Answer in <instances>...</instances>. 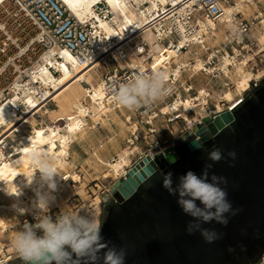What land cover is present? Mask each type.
I'll use <instances>...</instances> for the list:
<instances>
[{"label":"built area","instance_id":"1","mask_svg":"<svg viewBox=\"0 0 264 264\" xmlns=\"http://www.w3.org/2000/svg\"><path fill=\"white\" fill-rule=\"evenodd\" d=\"M180 1L185 5L184 10H180V7L171 1L166 4L165 9L160 8L153 12L146 9L150 2L144 1L141 4V8L145 9L146 24L137 26L138 33L135 36L130 37L126 32L125 37L131 45L132 55L147 64L143 68L141 64L134 65L131 55L124 52L117 55L120 49L115 46L114 39L107 38L97 23L78 19L61 0H5L0 5V105L7 106L18 114L21 113L22 109L13 104L15 83L34 88L36 84L34 73L40 72L43 68H48L53 74L58 75L59 70L49 61L52 60L56 65L63 62L61 52L66 50L79 65L83 66L93 65L95 57L103 58L102 65L119 60V64L110 66L102 75L101 82L106 93L105 102L116 110L120 109L115 102L119 86L141 72L148 74L154 72L150 65L152 62L150 46L142 33L150 28L158 43L176 49L179 53L189 51L191 57L188 64L180 68L185 78L184 82L171 74L169 83L172 90L160 104L142 106L137 110L134 119L133 116L126 118L131 126L137 125L136 130L131 131L126 139L127 146L139 143L141 140L139 133L144 130L146 135L144 140L149 148L147 153H138V157L133 155L130 166L122 176L125 177L142 157L162 148L163 143L157 138L162 131L159 126L161 119L165 118L167 124L183 120L186 130L198 121L201 122V116L194 122H189L183 116V105L178 109L172 106L177 99L187 97L196 104L200 103L196 97L199 87L188 81L201 75L209 80L222 81L221 91L234 90L236 84L231 77L237 67L243 66L254 73L264 72V42L260 43L254 35L257 28L264 29V14L255 12L252 17L245 18L241 12H234L233 29L225 30L222 40L211 45L209 40L215 38L214 32L219 30V22L224 15L223 5L234 0ZM94 10L100 17L112 22L114 14L104 3L96 5ZM195 58H199V66L196 65ZM263 78L264 75L251 80L249 88L234 98L235 107L228 109L227 104L224 110L233 111L241 105L261 84ZM203 87L208 90L206 110L218 112L215 106L210 110V105H215L216 98L206 85ZM36 95L41 102L45 100L48 92L42 88ZM164 105H171L172 110L169 113L163 112ZM193 113L195 114L194 109L190 116ZM9 139L6 135L0 139V152L7 155L10 154L12 147ZM115 159L109 161L113 162ZM104 166L108 167L106 164ZM18 259L20 258L16 251L10 252L0 239V264H12Z\"/></svg>","mask_w":264,"mask_h":264},{"label":"bare ground","instance_id":"2","mask_svg":"<svg viewBox=\"0 0 264 264\" xmlns=\"http://www.w3.org/2000/svg\"><path fill=\"white\" fill-rule=\"evenodd\" d=\"M5 0H0V5ZM144 1L150 2L146 7L149 12H153L160 8L165 9L166 4L171 1L180 7V10L185 9L180 0H61L72 14L84 22L97 23L98 28L109 39L116 41L115 46L119 47L121 52L126 55H131L134 65L141 64L143 68L147 64L142 63L138 57H134L131 51V45L126 32L130 37L138 33L137 26L146 24L145 9L141 8ZM104 3L110 8L114 14L112 22L100 17L94 10L96 5ZM259 4L264 5V0H234L233 2L223 5L224 15L219 22V30L214 32V39L209 40L211 45L218 44L222 38L225 30L233 29V13L241 12L246 18L251 12L261 11ZM252 17V16H251ZM215 27L217 24H212ZM143 37L150 46V54L152 56V66L154 71L162 70L168 73L170 79L171 74L176 78L179 77L181 82H184V75L181 73V66H186L191 57L190 52L179 53L176 49L164 46L157 42V37L154 32L148 28L144 30ZM255 37L260 43L264 42V29L257 28ZM182 44V43H181ZM64 59L56 65L52 60L49 62L59 70V74H53L48 68H43L40 72L34 73V80L36 84L34 88L27 85L23 86L20 83L14 85L13 104L19 109L21 113L10 109L7 106L0 105V139L5 135L8 138H14L16 135L19 138L17 142L12 144L10 154L0 152V239L3 245L8 247L10 252L15 251L12 247L11 241L18 231H21L20 220H13L14 217H21L25 213L32 214L37 220L41 215H46L37 207V197L32 196L36 189L40 186V176L36 173L37 169L32 167L29 153L33 150H40L54 155L58 159V173L64 172L65 179L72 178L74 181H80L81 177L78 174H70L71 162L69 161L70 146L79 138L83 139L88 134V118L94 124H102L109 132L114 133L116 125L119 132L124 135L127 129L131 131L136 130L137 125L131 127L125 125L126 118L131 115H125V108L119 107L115 109L106 103V93L103 88L100 73L98 69L103 58L95 57L93 65H79L72 54L66 50L61 52ZM196 59V65L199 66V58ZM264 72L259 71L254 73L250 69L243 66L237 67L232 74V80L236 84V89L224 90L216 98L215 109L222 112L223 108L229 104L228 109L235 107L233 102L237 94L247 90L250 86V81L254 78H261ZM88 85V87L83 84ZM44 88L48 95L44 101L39 102L37 93ZM208 90L205 87L198 88L196 95L199 104L193 102L189 97L185 99H177L172 106L178 109L183 105V116L189 121L194 122L197 116L202 118L208 116L209 112L206 110V103L208 102L206 96ZM56 103V109L48 110L45 114L49 116V122L39 121L35 118V114L40 112V108L45 106L48 101ZM163 112L169 113L171 105H164ZM124 116V117H123ZM127 122V121H126ZM199 122V121H198ZM31 126L30 132L26 131V125ZM113 139V138H112ZM110 139V140H112ZM13 140V139H12ZM86 140V138H85ZM117 143H115V147ZM100 147V146H99ZM102 147V150L96 148L92 155V165L100 174L101 166L106 164L108 169L101 173L100 176L94 178L95 181L103 180H118L125 173L130 166L133 155L139 150V145L127 146L121 149H116L117 155L113 162L104 160L102 157L107 156V146ZM104 153V155H102ZM34 175V178L31 177ZM96 186H100L96 184ZM44 191H50L44 187ZM17 192V193H13ZM54 199L50 202L48 207L58 208L62 205L63 199L61 195L54 192L51 193ZM101 197L96 196L91 205H84L76 212L82 216L95 215L98 222L101 213L100 204ZM23 210V211H22ZM68 211V206L63 208V211ZM75 213V212H74ZM8 232L9 235H6Z\"/></svg>","mask_w":264,"mask_h":264},{"label":"water","instance_id":"3","mask_svg":"<svg viewBox=\"0 0 264 264\" xmlns=\"http://www.w3.org/2000/svg\"><path fill=\"white\" fill-rule=\"evenodd\" d=\"M214 148L223 153L219 162L209 159ZM231 151L235 159L228 156ZM208 164L209 181L212 174L225 177L227 184L220 187L233 209H240L228 214L227 226L202 224L220 234L212 243L198 231L188 234L192 218L177 204L178 195L163 187L164 175L171 173L175 186L188 171L202 176ZM102 209L103 242L124 248L125 264H264V78L233 111H210L178 144L142 157L113 182ZM103 251L97 264H103Z\"/></svg>","mask_w":264,"mask_h":264},{"label":"clouds","instance_id":"4","mask_svg":"<svg viewBox=\"0 0 264 264\" xmlns=\"http://www.w3.org/2000/svg\"><path fill=\"white\" fill-rule=\"evenodd\" d=\"M168 73L162 70L151 74L139 73L132 79L122 83L116 94L115 102L130 111L142 106H152L165 99L171 92ZM228 156L235 159L236 153L231 151ZM220 149L214 148L209 152V159L219 162L223 159ZM32 167L37 169L40 176V186L36 189L37 207L46 212L51 195L57 189L56 179L59 175L58 159L54 155L40 150L29 153ZM174 162V161H173ZM211 164L205 165L202 176L193 171L179 177V183L173 186L172 174L164 175L163 187L172 196H177V204L182 211L192 219L187 224L189 235L200 232L208 243L220 238L215 230L203 228V223L215 221L227 226L228 214L235 216L240 209H233L228 199V192L220 187L227 184L223 176L212 174L209 181ZM36 172V173H37ZM34 178V175L29 181ZM50 191H44V187ZM17 193V192H13ZM200 201L203 207L196 202ZM23 211V210H22ZM37 229L42 235L37 234ZM12 247L25 264H97L103 251V264H125L127 252L115 245L109 246L103 242L101 224L95 215L82 216L79 212L63 211L56 219L41 215L35 226L25 224L11 241ZM70 249V251H69ZM73 254L78 259H73Z\"/></svg>","mask_w":264,"mask_h":264},{"label":"rangeland","instance_id":"5","mask_svg":"<svg viewBox=\"0 0 264 264\" xmlns=\"http://www.w3.org/2000/svg\"><path fill=\"white\" fill-rule=\"evenodd\" d=\"M259 7L261 11L264 12V5L259 4ZM109 64L102 65L98 69L101 78L102 75L105 72H107V69L110 66H115L119 64V60L117 59L112 60ZM188 82L195 85L196 87H200L201 85L203 86L206 85V87L209 89L211 93H213L215 97H218L219 94H221L222 92L220 90V88L222 87V81L218 79L209 80L208 78L200 75ZM83 85L88 87V85H86L85 83ZM56 108H57L56 103L52 101H48L45 104V106H42L40 108V112L35 114V118L39 121L49 122L50 121L49 116L48 114H45V112L48 110H54ZM212 109H214V105H210V110ZM133 112H135V110ZM195 115L199 117L198 114L195 113ZM164 120L165 118L161 119V121L159 122V126L162 130V134L166 135V137L163 136H162L163 138L161 137V142L162 143L165 142L162 145V147L167 144H178L187 132V130L184 128L185 126V124L183 123L184 121L178 120L173 124H167L165 123ZM25 125H26V131L30 132L31 126L29 124H25ZM125 125L131 127V124L130 123L126 124V121H125ZM114 128H115L114 133H111L108 131L105 125H102L101 123L94 124L93 121L88 118V127H87L88 134L85 137L86 140L85 138L83 139L79 138L78 140L74 141L70 146V155L68 157L69 161L71 162V168L69 169V173L78 174L81 177V180L74 181L71 177L65 179L67 175H65L63 171L59 173L60 176H58L56 179L57 189L54 191V193L61 195L63 199V203L58 208L48 207V209H46L47 211L46 215L50 216L53 219V221H55V219L63 212V208H65V206H68V211L74 213L84 205H91L92 200L98 195L101 197V201H102L100 204L101 213L99 216V223L101 224V219L105 215L102 209L103 198L109 192L110 186L113 184L114 180L112 179H108V180L100 179L99 181L94 180L95 177L100 176L101 173L105 172L108 169V167L102 165L100 170L101 173L99 174L95 170L94 165L91 164L93 163L92 155L96 151L97 147H98L97 149L102 150L101 146L103 147L107 146L106 149L107 156H103L102 158L104 160H110L116 157L117 148L121 149L123 147H127L126 139L130 136V129H127L126 134L122 135L119 132V129L116 125H114ZM139 136L141 140L137 144L139 145L140 150L134 155V157H138L137 155L138 153L144 152L146 149L149 148L148 143L144 140V138L146 137L145 131L142 130L139 133ZM20 137L16 135L14 138H10L9 144L11 145L14 144L19 140ZM148 141L151 142V139L148 138ZM115 143H117L116 147H115ZM102 155H104V153H102ZM96 184H99L100 186H96ZM35 194L36 193L34 192L32 196L35 197ZM11 218L17 221L20 220L19 226L22 230L25 224L35 226L38 223V220L32 214L29 213H25L21 217H14L13 215H11ZM37 234L42 235V232L37 229ZM6 235H9L8 232L6 233Z\"/></svg>","mask_w":264,"mask_h":264},{"label":"crops","instance_id":"6","mask_svg":"<svg viewBox=\"0 0 264 264\" xmlns=\"http://www.w3.org/2000/svg\"><path fill=\"white\" fill-rule=\"evenodd\" d=\"M256 12V11H255ZM255 12H251V14L249 15V16H247L246 18H250L251 16H253L254 15V13ZM161 102H158V103H156V104H160ZM141 108V107H140ZM139 109V108H138ZM138 109H136L135 110V112H131L130 110H127V109H125V115L124 116H126V115H130L131 114V116H135L136 115V112H137V110ZM123 116V117H124ZM126 124H127V122H126ZM161 133V134H160ZM159 134H158V136H157V138H159L160 140H161V137L163 136V137H166V135H164V134H162V131L160 132ZM126 134V133H125ZM128 134V133H127ZM162 137V138H163ZM165 143V142H164ZM163 143V144H164ZM148 152V149H146L143 153H147ZM116 153V152H115Z\"/></svg>","mask_w":264,"mask_h":264},{"label":"flooded vegetation","instance_id":"7","mask_svg":"<svg viewBox=\"0 0 264 264\" xmlns=\"http://www.w3.org/2000/svg\"><path fill=\"white\" fill-rule=\"evenodd\" d=\"M12 264H22V259H18L16 261H14Z\"/></svg>","mask_w":264,"mask_h":264}]
</instances>
